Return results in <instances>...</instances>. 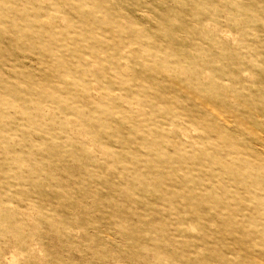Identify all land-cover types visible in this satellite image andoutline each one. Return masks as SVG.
I'll return each instance as SVG.
<instances>
[{
    "label": "rangeland",
    "instance_id": "rangeland-1",
    "mask_svg": "<svg viewBox=\"0 0 264 264\" xmlns=\"http://www.w3.org/2000/svg\"><path fill=\"white\" fill-rule=\"evenodd\" d=\"M0 264H264V0H0Z\"/></svg>",
    "mask_w": 264,
    "mask_h": 264
}]
</instances>
